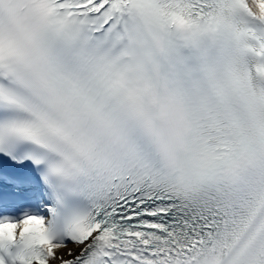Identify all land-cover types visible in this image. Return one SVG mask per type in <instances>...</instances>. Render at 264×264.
I'll return each instance as SVG.
<instances>
[{"label":"snow or ice","instance_id":"obj_1","mask_svg":"<svg viewBox=\"0 0 264 264\" xmlns=\"http://www.w3.org/2000/svg\"><path fill=\"white\" fill-rule=\"evenodd\" d=\"M0 264H264V0H0Z\"/></svg>","mask_w":264,"mask_h":264}]
</instances>
